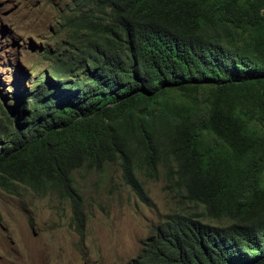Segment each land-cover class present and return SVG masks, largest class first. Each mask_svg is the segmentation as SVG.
Listing matches in <instances>:
<instances>
[{"label":"trees","instance_id":"16d2710c","mask_svg":"<svg viewBox=\"0 0 264 264\" xmlns=\"http://www.w3.org/2000/svg\"><path fill=\"white\" fill-rule=\"evenodd\" d=\"M82 2L71 55L18 106L2 95L0 186L76 202L75 171L118 165L147 200L138 173L163 167L200 210L167 215L126 264H264V0Z\"/></svg>","mask_w":264,"mask_h":264},{"label":"rangeland","instance_id":"374dc122","mask_svg":"<svg viewBox=\"0 0 264 264\" xmlns=\"http://www.w3.org/2000/svg\"><path fill=\"white\" fill-rule=\"evenodd\" d=\"M83 10L82 0H0V114L2 95L18 106L13 92L31 89L39 72L49 77L71 55L86 31ZM74 178L76 202L17 182L0 186V264H126L167 215L200 210L163 167L156 179L138 173L147 200L124 183L118 165L101 174L81 168Z\"/></svg>","mask_w":264,"mask_h":264}]
</instances>
